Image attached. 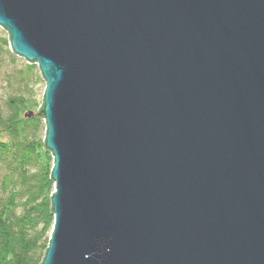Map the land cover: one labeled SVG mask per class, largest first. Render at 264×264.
I'll list each match as a JSON object with an SVG mask.
<instances>
[{
  "label": "water",
  "instance_id": "95a60500",
  "mask_svg": "<svg viewBox=\"0 0 264 264\" xmlns=\"http://www.w3.org/2000/svg\"><path fill=\"white\" fill-rule=\"evenodd\" d=\"M45 81L41 264H264V0H0Z\"/></svg>",
  "mask_w": 264,
  "mask_h": 264
},
{
  "label": "trees",
  "instance_id": "16d2710c",
  "mask_svg": "<svg viewBox=\"0 0 264 264\" xmlns=\"http://www.w3.org/2000/svg\"><path fill=\"white\" fill-rule=\"evenodd\" d=\"M5 104L6 112L0 110L5 134L0 137V264H41L53 223V180L39 149L50 151L39 134L41 117L26 116L33 103L19 94Z\"/></svg>",
  "mask_w": 264,
  "mask_h": 264
},
{
  "label": "rangeland",
  "instance_id": "374dc122",
  "mask_svg": "<svg viewBox=\"0 0 264 264\" xmlns=\"http://www.w3.org/2000/svg\"><path fill=\"white\" fill-rule=\"evenodd\" d=\"M8 44V33L0 26V110L6 112V100L19 94H24L33 103L29 110H34V106L35 109H38L42 103L45 86L40 70L37 64L33 65L32 70H28L26 66L29 63L23 57L13 53ZM41 121L44 130L41 129L39 134L45 136L44 118H41ZM0 137L5 138V134L1 130ZM39 155L43 166L49 169L51 174L53 165L51 152H45L41 147Z\"/></svg>",
  "mask_w": 264,
  "mask_h": 264
}]
</instances>
